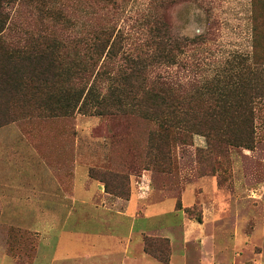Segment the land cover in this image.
I'll return each instance as SVG.
<instances>
[{
    "label": "rangeland",
    "instance_id": "obj_1",
    "mask_svg": "<svg viewBox=\"0 0 264 264\" xmlns=\"http://www.w3.org/2000/svg\"><path fill=\"white\" fill-rule=\"evenodd\" d=\"M5 12L8 25L0 34L5 43L0 50L31 37H53L66 67L83 57L82 39L102 30L117 35L120 51L93 86L97 98L107 97L108 73L123 63L120 56L145 49L162 21L173 35L201 36L172 66L157 71L189 92L211 98L209 93L238 79L234 74L247 66L264 80V0H24L7 5ZM78 82L64 74L60 85L69 91L84 88L85 93L92 78ZM97 98L90 95L81 109L54 114L46 109L27 114L22 111L30 109L23 104L17 119L8 123L20 130L10 134L16 140L23 135L30 155L56 160L62 177L69 178L76 165L84 168L103 185V204L127 210L138 189L143 204L134 211L130 236L131 222H126L127 242L134 244L130 251L149 261L170 264L174 257L172 264L183 259L186 264H264V99L253 105L252 141L235 145L198 132L185 138L175 131L159 133L154 121L135 111H93ZM150 135L168 141L170 159L153 157ZM4 199L0 197V264H120L122 245L113 242L105 222L88 216L87 206H75L85 232L73 235L78 228L69 210L47 213L50 228L40 219L42 213L20 212L22 207L8 206ZM88 202L101 204L95 198ZM150 205L154 210L147 213ZM26 215L30 219L23 220ZM147 216L153 219L151 226L145 224ZM112 220L116 229L124 227Z\"/></svg>",
    "mask_w": 264,
    "mask_h": 264
},
{
    "label": "trees",
    "instance_id": "obj_2",
    "mask_svg": "<svg viewBox=\"0 0 264 264\" xmlns=\"http://www.w3.org/2000/svg\"><path fill=\"white\" fill-rule=\"evenodd\" d=\"M22 1L0 0V34L8 25L6 6ZM2 39L0 37V45L5 44ZM200 39L201 36L191 39L171 34L165 21L155 25L146 48L120 56L123 63L108 73V98L105 95L97 98L93 86L97 78L107 72L108 60L119 54L121 40L113 32L97 31L89 39H82L83 57L67 67L62 64L64 57L57 48L56 38L40 41L31 37L22 43L20 40L11 43L16 45L11 50H0V127L15 121L16 110L23 104L30 109L22 111L27 114L44 109L53 114L66 113L76 107L81 109L91 95L97 98L93 111L105 114L135 111L154 121L159 133L175 131L180 138H185L198 132L226 144L247 145L252 141L253 105L264 99V80L257 69L247 66L237 71L234 75L238 79L232 77L224 86H217L209 93L211 98L199 91L189 92L183 85L157 72L172 66L178 54ZM64 74L78 77V85L91 78L92 83L85 93L84 88L64 90L60 85ZM107 99L110 100L107 102ZM149 142L157 161L170 159V145L163 136L155 139L150 135ZM153 255L164 263L168 261Z\"/></svg>",
    "mask_w": 264,
    "mask_h": 264
},
{
    "label": "crops",
    "instance_id": "obj_3",
    "mask_svg": "<svg viewBox=\"0 0 264 264\" xmlns=\"http://www.w3.org/2000/svg\"><path fill=\"white\" fill-rule=\"evenodd\" d=\"M19 130L17 126L12 124L0 127V197L5 198L4 201L8 206L18 205V207H22L20 212L42 213L41 215L38 214L40 219H45L48 223L46 227L50 226V228L53 227L52 218L49 216L50 219L48 220L47 213L66 212L69 210V219H71L73 224L77 225L75 228H78V230L71 232L73 235L85 232L84 228L78 225L81 221L79 220L81 216H79L80 213H75L77 211L75 206L82 208L87 206L86 211L90 212L88 216L93 214L90 218L95 219V222H105L106 225L102 226H108L111 229L110 237L113 242L122 245L118 252L119 255H117L118 258L121 257L120 264L125 261H128V264H160L157 261H149L151 259H147L148 257L145 255L133 250L130 251L134 244L127 242L126 222H131V230L128 232L130 236L134 234L132 233L135 224L134 211L143 204L140 201L141 199L138 200L140 194L138 189L135 188L134 197L130 201L127 210L123 211L119 206L103 204L106 201L103 185L90 179L84 168L76 165L71 168L72 174L69 178L62 177L56 160H48V158L40 157L39 155H30L31 150L25 145L27 141L23 139V135L20 140H16L19 137H14L10 134ZM18 141L20 142L18 143ZM27 144L30 143L28 142ZM32 150L36 152L35 148H32ZM16 153H18L17 157H15ZM143 183L145 182L143 181ZM85 198L87 199L85 200ZM94 198L101 200V204H98L99 206H96L97 204L89 205L88 201ZM118 201L119 199L117 198L116 203L115 201L114 203L117 204ZM153 208L152 205L148 206L147 213H152ZM157 208L155 207V209ZM111 210H114V213ZM98 218H101V220ZM28 219L30 218L27 215L23 216V220ZM112 219L120 224L123 223L122 226L124 227L116 229L112 224L114 222ZM152 220L151 216H147L145 224L151 226ZM173 260L174 257H172L170 264L173 263ZM180 264H186L185 259Z\"/></svg>",
    "mask_w": 264,
    "mask_h": 264
}]
</instances>
